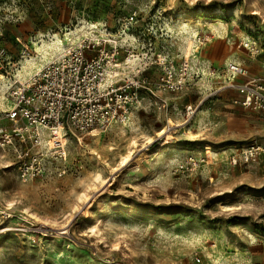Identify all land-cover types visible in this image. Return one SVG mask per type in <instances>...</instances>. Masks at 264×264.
Instances as JSON below:
<instances>
[{"label": "rangeland", "instance_id": "374dc122", "mask_svg": "<svg viewBox=\"0 0 264 264\" xmlns=\"http://www.w3.org/2000/svg\"><path fill=\"white\" fill-rule=\"evenodd\" d=\"M56 36L116 43L131 73L182 84L125 123L68 131L65 157L43 147L27 178L25 146H0V264H264V155L239 154L264 144V118L226 87L230 63L264 81V0H0L7 86Z\"/></svg>", "mask_w": 264, "mask_h": 264}, {"label": "built area", "instance_id": "2783aa9c", "mask_svg": "<svg viewBox=\"0 0 264 264\" xmlns=\"http://www.w3.org/2000/svg\"><path fill=\"white\" fill-rule=\"evenodd\" d=\"M135 16L136 13L129 15L128 22L134 21ZM105 42L82 37L27 79L7 81L11 104L1 111L0 146L16 147V143L25 146L20 152L22 178L40 169L38 160L43 147L55 150L56 158L65 157L61 140L68 131L107 129L113 123H125L131 111L142 104L143 94L156 95L161 90L180 88L182 81L173 78L172 69L157 82L145 73V67L131 73L130 52L120 60L118 45L108 41L107 48ZM7 66L5 49L0 48V83L8 75ZM228 71L232 79L226 87L238 95L234 103L257 111L264 118V81L250 78L236 82L237 76H247V70L237 64L230 63ZM239 154L246 159L264 155V144L252 139L240 148ZM27 158L33 162L29 164Z\"/></svg>", "mask_w": 264, "mask_h": 264}, {"label": "bare ground", "instance_id": "6f19581e", "mask_svg": "<svg viewBox=\"0 0 264 264\" xmlns=\"http://www.w3.org/2000/svg\"><path fill=\"white\" fill-rule=\"evenodd\" d=\"M93 27H95L93 25ZM76 31V30H75ZM188 32V30L186 31ZM194 32V31H193ZM76 34V33H75ZM78 35V34H77ZM70 36V35H69ZM78 38V37H77ZM74 40V39H73ZM48 42V43H47ZM45 42V44L43 45L42 49L47 46V49H44V54L42 55L41 58H39L38 56L37 57H31V58H28L26 60V66L24 67L25 68V71L27 72V74H31L32 72H37L41 69V67L43 66V64H46L48 62H50L51 60H53L54 58L56 57H60L64 51V48H65V44H64V41L62 39H60L59 37L56 36V39L55 40H52V42L49 43V41ZM42 46V45H41ZM67 47V46H66ZM41 48V47H40ZM24 64V63H23ZM23 71V70H22ZM21 71V72H22ZM25 74V73H24ZM16 76V75H15ZM19 76V75H18ZM27 76V75H26ZM20 77V76H19ZM23 77V76H22ZM24 78V77H23ZM20 80V79H19ZM3 84H5V86H7V84L3 81ZM7 89H8V86H7ZM4 90H5V87L4 85L0 86V93L3 94L4 93ZM1 97V96H0ZM171 124L173 126H178V125H181L180 124H177L175 122H173L171 120ZM99 133V132H98ZM94 135H96V132L93 133ZM158 136H164L166 135V140L164 142V144H168V143H171L172 140H171V135L170 134H167V130L166 129H162L158 132L157 134ZM135 144V143H134ZM140 158V157H139ZM127 160V159H126ZM139 162V161H138ZM125 164V163H124ZM108 181V180H107Z\"/></svg>", "mask_w": 264, "mask_h": 264}, {"label": "crops", "instance_id": "0c3cea01", "mask_svg": "<svg viewBox=\"0 0 264 264\" xmlns=\"http://www.w3.org/2000/svg\"><path fill=\"white\" fill-rule=\"evenodd\" d=\"M239 77H242V76H237L236 79H235L236 82H243V81L247 80V79H242V80H241V79H239ZM243 78H244V77H243ZM238 106H239V105H238ZM239 107H240V106H239ZM7 108H8V106H6V107H5V106H2V107L0 106V115H1V111L6 110ZM241 108H242V107H241Z\"/></svg>", "mask_w": 264, "mask_h": 264}]
</instances>
